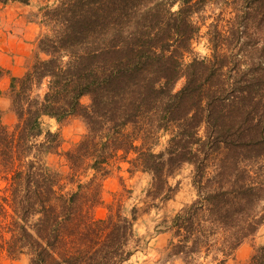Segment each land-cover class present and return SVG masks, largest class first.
I'll return each instance as SVG.
<instances>
[{"label": "trees", "instance_id": "1", "mask_svg": "<svg viewBox=\"0 0 264 264\" xmlns=\"http://www.w3.org/2000/svg\"><path fill=\"white\" fill-rule=\"evenodd\" d=\"M40 1L33 58L9 75L11 124L0 109V261L126 264L147 243L141 208L123 184L96 217L98 178L145 173L158 208L187 164L194 196L155 225L169 239L151 264H227L264 226V0ZM74 116L86 131L61 175L44 118ZM246 264H264V245Z\"/></svg>", "mask_w": 264, "mask_h": 264}, {"label": "rangeland", "instance_id": "2", "mask_svg": "<svg viewBox=\"0 0 264 264\" xmlns=\"http://www.w3.org/2000/svg\"><path fill=\"white\" fill-rule=\"evenodd\" d=\"M40 5H43L40 0H30L28 3L17 1L0 3V66L8 70V73L0 78V109L2 111L1 121L6 124H11L14 121V114L9 109V99L6 94L9 75H21L33 58L36 39L42 31L38 11ZM195 50L200 54L208 52L204 38L197 43ZM181 85L182 79L176 83L175 87L179 88ZM81 101L87 104L89 99L87 96H83ZM44 122L51 130L59 133L61 141L58 150L47 155V162L61 175H65L68 167L64 152L73 147L82 137L86 131L85 124L80 117L76 116L70 117L62 123H57L51 118H44ZM190 175L191 167L185 164L169 179L171 185H176V190L170 199L159 203L158 208L146 207L145 204L144 190L149 182L147 174L136 172L131 175L123 169L119 172H112L106 177L98 178L101 184L103 202L94 209L93 213L96 217L105 215L106 204L113 199L115 192L121 190L123 184L132 190L127 206L137 204L141 208L135 222V229L137 234L143 236L147 243L126 264H151L164 259V249L169 239V232L159 231L155 225L164 216H171L194 196ZM260 245H264V226L254 237L239 245L227 260V264H246L254 249ZM170 262L171 260L166 264H170ZM26 263L27 258L25 256L18 260L3 258L0 261V264Z\"/></svg>", "mask_w": 264, "mask_h": 264}]
</instances>
